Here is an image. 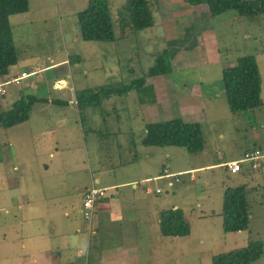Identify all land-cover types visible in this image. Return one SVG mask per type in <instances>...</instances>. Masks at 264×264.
Returning <instances> with one entry per match:
<instances>
[{
	"label": "rangeland",
	"instance_id": "obj_1",
	"mask_svg": "<svg viewBox=\"0 0 264 264\" xmlns=\"http://www.w3.org/2000/svg\"><path fill=\"white\" fill-rule=\"evenodd\" d=\"M109 1L117 37L111 43L81 39L78 13L89 0H32L30 12L10 22L19 50V71L30 73L34 68L33 64L23 65L26 61L33 63L39 59L49 66L50 59L69 62L28 79L32 83L25 89L27 94H36L43 101L35 105L28 122L0 128V193L7 187L6 180L11 179L13 184L21 182L17 178L25 174L27 188L34 186L48 196L58 191L62 199L58 207H67V219L72 220L81 218L82 193L91 187L93 179L99 177L106 180L104 183H113L133 177L140 192L143 188L153 191L140 203L131 187L124 190L130 195L128 202L134 207L137 203L140 208L135 219L139 232L137 247L147 264H212L217 253L246 247L250 239L264 241V168L259 170L263 177L261 185L253 179L257 171L249 179L230 175L220 167L203 168L173 179L151 180L145 185L141 181L143 174L164 175L163 165L177 173L208 164L240 161L246 151L254 149L264 155L263 16L248 19L229 11L211 18L206 6L195 8L187 0H148L154 27L121 39L118 16L127 0ZM163 53L173 71L168 76L147 79L158 90L159 101L156 98L155 104H140L139 95L133 90L124 95L114 94L102 100L99 107H77L78 92L130 85L145 77ZM244 56H255L258 62L263 104L260 109L232 114L225 99L222 73ZM57 79L65 80L63 90L57 85L59 90L55 88ZM177 118L201 124L207 153L193 155L184 148L141 144L147 124ZM7 173L11 177L5 178ZM243 184L248 189L252 217L249 230L242 235L247 241L234 243L228 237L221 238L222 215L211 221L201 219L200 215L210 204L221 212L225 190ZM101 187L103 183L97 185ZM157 190L162 193L158 195ZM52 199L38 202L37 209L44 213ZM174 205L184 211L191 226L192 234L187 237H165L160 232L161 213ZM6 210L0 207V242L11 236L17 247L21 243L17 240L22 233L20 220L12 216L13 221L7 223L11 216ZM55 226L52 219L45 229L55 233ZM9 248L8 244L0 245V264H12L22 256L21 251L11 254ZM148 250L156 253L152 254V262ZM255 264H264V256Z\"/></svg>",
	"mask_w": 264,
	"mask_h": 264
},
{
	"label": "trees",
	"instance_id": "obj_2",
	"mask_svg": "<svg viewBox=\"0 0 264 264\" xmlns=\"http://www.w3.org/2000/svg\"><path fill=\"white\" fill-rule=\"evenodd\" d=\"M32 0H0V79L11 74V68L19 63V50L13 37L10 18L30 11ZM191 6L205 7L211 18L229 11H235L243 18H264V0H187ZM121 39L133 32L153 28L155 18L148 0H127L118 16ZM81 39L86 42H115L116 26L109 0H89L87 7L78 13ZM166 52V51H165ZM167 53V52H166ZM163 53L157 64L149 69L145 77L130 85L117 89L101 87L96 90L78 92V108L99 107L102 100L114 94L124 95L136 90L140 104H155L154 88L147 85V79L172 74V65ZM225 84V99L232 114H242L260 109L263 102L262 77L255 56L237 58L236 65L225 68L222 73ZM59 80V79H57ZM0 128H13L31 119L35 105L41 101L36 94L19 91V98L10 108L1 104ZM56 102V101H55ZM58 103H63L58 100ZM141 144L145 147H177L196 155L206 149L200 123H186L181 118L146 125V134ZM255 150V149H254ZM250 150V151H254ZM250 151H246L250 152ZM96 209V208H95ZM250 204L245 185L227 188L223 199V231L225 234L248 231L250 225ZM160 232L165 237H187L191 226L181 209L164 211L160 216ZM264 256V241L250 239L246 247L237 248L213 256L212 264H255Z\"/></svg>",
	"mask_w": 264,
	"mask_h": 264
},
{
	"label": "crops",
	"instance_id": "obj_3",
	"mask_svg": "<svg viewBox=\"0 0 264 264\" xmlns=\"http://www.w3.org/2000/svg\"><path fill=\"white\" fill-rule=\"evenodd\" d=\"M18 16L19 15L12 16L10 18V22H12V19ZM68 62V60H65L64 62L56 63L55 59H50L51 65L49 66L45 65L39 59L34 61L33 63L29 61L23 63L22 61L23 65L27 63L33 64L34 68L30 73L37 71L36 76L40 75L42 70H49L50 68V70H52L58 66H61V64L65 66ZM19 70L20 67L17 64L16 66L11 68V74L9 76L0 79L1 90H6L5 95H2L0 93V97H3L1 104H3L6 108H10L12 104L18 100L19 91L21 90V88L26 89L31 85L32 82L28 79L33 78V76L36 77L35 75H33L28 78H24L20 85L14 84L15 86H13L12 88H9V86L13 84L4 85V83L11 81L13 78L20 77L23 73H29L28 71ZM65 84V80L59 79L55 83V88L57 89L58 87L63 90L62 88H64ZM147 85H151L154 88L155 96L159 101L157 94L158 90L155 85L152 84V81L147 83ZM205 151L207 153V149H205ZM131 153L133 156V150H131ZM53 156L54 154L52 155V157ZM222 164H208L206 167L184 169L177 173H171L170 169L163 165V174L165 175V170H168L170 174H174L175 177L160 178L163 175L149 176L147 174H143V179L141 181H143L142 184L145 185L151 182V180L178 178L186 174H192L194 171L203 170V168H221ZM263 168L264 163L261 169ZM254 172L256 171H245L240 174H236L235 176L247 177L249 179H252V174ZM29 174H32V172ZM25 176L26 175L23 174V176L17 178L18 180H20L21 178V182L16 181V183L14 184L10 182L11 179L6 180L5 186L7 187H5L6 189L3 194L0 193V199L1 201H3L0 207L8 208L5 213L11 216V218L6 220L7 223H11L13 221H10L13 216L20 220V225L22 228L21 235L17 237V240H19L21 243H19L17 247H15V242L11 240V236H5L4 240L0 242V245H9L10 248L7 251L11 254L20 251L22 252V256L16 259L19 261L15 260L12 264H147V261H145V259L142 260V254L137 247V243L139 242V232L135 229V219L139 215L140 208L137 203L136 207H134L130 202H128V200L130 199V195L127 192H124V190H128V188L131 187L135 191L133 193L134 197L138 195L137 200H144V202L148 198L147 196L153 193L152 190L143 188L140 192V187L138 186L136 179H134L133 177H129L127 178V180L122 179L121 181H114L113 183H104L106 180L102 181L99 177H97L93 179L91 187L94 186L97 188V185L103 183V187H101L100 189H109V197L101 200L97 204L95 213L90 222L86 221L82 217V207L80 211L81 218L69 220L67 218L69 217L70 212L66 209L67 207H58L57 203L62 201V199L59 198L60 193H58L57 191L52 196H48V193L40 192L38 189H34V186L30 187L29 189L24 182L23 177ZM7 177L11 176H9L7 173L5 178ZM253 179H256V181L258 182L257 184L261 185L263 177L259 170L257 171V176ZM91 187H88L86 191ZM86 191L82 193V205ZM161 193L157 194L160 195ZM51 194L52 193L50 192L49 195ZM49 198H53L52 203L49 206L55 204L56 207L51 209V207L48 206V208L45 207L44 213L42 212V210L40 212L37 209V203L41 202V204H43V201L45 203ZM142 201H140V203ZM142 207L144 206L142 205ZM177 207L179 206L174 205L172 209H180ZM221 214L222 211L220 212L214 210V208L210 204L204 210H201L200 218L209 219L211 221V218L214 219V217H219ZM64 217L67 220H65ZM52 219L54 225H56L54 229L55 233H48L45 227L48 223H51ZM147 222L148 221L146 220L145 223ZM245 232L247 231L228 234L224 233V237L221 238L224 240L226 239L225 237H228L229 241L234 243H236L237 240L246 242L247 240H245V236H242ZM202 238L211 237L210 235H202ZM209 240L210 239H207V241ZM211 242L215 241L212 240ZM148 252L151 258L150 262H152V254L156 253L152 250H148ZM6 259H9V256H6Z\"/></svg>",
	"mask_w": 264,
	"mask_h": 264
},
{
	"label": "built area",
	"instance_id": "obj_4",
	"mask_svg": "<svg viewBox=\"0 0 264 264\" xmlns=\"http://www.w3.org/2000/svg\"><path fill=\"white\" fill-rule=\"evenodd\" d=\"M37 71L33 73H23L20 77L13 78L11 81L4 83V85L8 84H16L20 85L24 78H28L30 76L36 75ZM0 93L2 95L6 94V90H1ZM264 163V155L259 150L250 151L244 154L243 158L240 161L227 162L222 164L221 168H224L225 171L230 175L240 174L245 171H258L262 168ZM165 175L160 178H170L175 177V175H171L168 170H165ZM170 186L173 187V183H170ZM109 189H98L96 187H91L86 191L83 198L82 205V217L90 222L95 213V208L97 204L106 198L109 197ZM157 193H161V190H158Z\"/></svg>",
	"mask_w": 264,
	"mask_h": 264
}]
</instances>
